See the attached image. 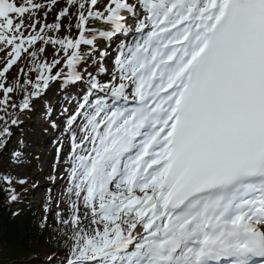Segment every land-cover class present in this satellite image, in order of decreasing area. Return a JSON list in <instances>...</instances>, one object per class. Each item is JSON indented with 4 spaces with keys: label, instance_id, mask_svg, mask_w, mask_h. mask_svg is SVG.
I'll list each match as a JSON object with an SVG mask.
<instances>
[{
    "label": "snow or ice",
    "instance_id": "obj_1",
    "mask_svg": "<svg viewBox=\"0 0 264 264\" xmlns=\"http://www.w3.org/2000/svg\"><path fill=\"white\" fill-rule=\"evenodd\" d=\"M57 2L0 0V149L51 80L85 84L61 133L71 142L68 215L55 213L65 264H264V0H66L42 22ZM118 36L109 72L97 41ZM14 182L28 180L0 174L9 203Z\"/></svg>",
    "mask_w": 264,
    "mask_h": 264
},
{
    "label": "trees",
    "instance_id": "obj_2",
    "mask_svg": "<svg viewBox=\"0 0 264 264\" xmlns=\"http://www.w3.org/2000/svg\"><path fill=\"white\" fill-rule=\"evenodd\" d=\"M0 183V264H33L20 262L32 252L38 253L41 248L53 251L60 247L56 241H62L59 230L49 227L41 228L34 223L32 211L13 215L7 204V193Z\"/></svg>",
    "mask_w": 264,
    "mask_h": 264
},
{
    "label": "rangeland",
    "instance_id": "obj_3",
    "mask_svg": "<svg viewBox=\"0 0 264 264\" xmlns=\"http://www.w3.org/2000/svg\"><path fill=\"white\" fill-rule=\"evenodd\" d=\"M21 63L19 64L20 66ZM3 64H1V67H3ZM28 130L30 133L26 134L25 132V136H24L25 139L23 145H20L19 147L20 149H22V153H23L21 162L19 163L13 162L12 156L5 157L3 160L0 161L1 174L10 175L15 179H19V178H26V179L28 178L29 180L34 179V175L36 174L37 171L36 169L34 173V169H33V167L35 166L34 152L35 151L37 152L36 141L40 140V134H39L40 130L38 125L32 126ZM40 200H41L40 195L39 194L35 195L34 197L35 203L39 204Z\"/></svg>",
    "mask_w": 264,
    "mask_h": 264
},
{
    "label": "bare ground",
    "instance_id": "obj_4",
    "mask_svg": "<svg viewBox=\"0 0 264 264\" xmlns=\"http://www.w3.org/2000/svg\"><path fill=\"white\" fill-rule=\"evenodd\" d=\"M57 180H58V176H57ZM57 180H56V181H57ZM50 184H51V183H50ZM49 188H51V187L49 186ZM49 188H48V189H49ZM53 196H54V194H53V192H52V193H51V197H53ZM64 240H65V239H64ZM62 241H63V240H62ZM62 241H61V243H60V246H61L62 248H64L65 250H67L66 247L63 245Z\"/></svg>",
    "mask_w": 264,
    "mask_h": 264
}]
</instances>
